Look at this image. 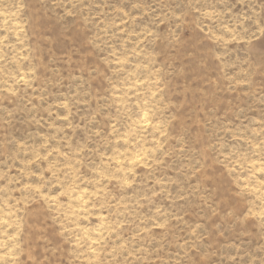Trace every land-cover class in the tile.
Listing matches in <instances>:
<instances>
[{
  "label": "rangeland",
  "instance_id": "1",
  "mask_svg": "<svg viewBox=\"0 0 264 264\" xmlns=\"http://www.w3.org/2000/svg\"><path fill=\"white\" fill-rule=\"evenodd\" d=\"M0 264H264V0H0Z\"/></svg>",
  "mask_w": 264,
  "mask_h": 264
}]
</instances>
